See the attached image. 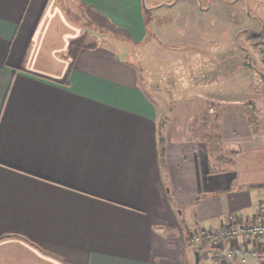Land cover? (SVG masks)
I'll return each mask as SVG.
<instances>
[{"label":"crops","instance_id":"crops-1","mask_svg":"<svg viewBox=\"0 0 264 264\" xmlns=\"http://www.w3.org/2000/svg\"><path fill=\"white\" fill-rule=\"evenodd\" d=\"M182 3L166 22L193 37L203 17ZM154 16L144 0H0V264H220L180 240V222L193 235L264 214L251 79L231 94L248 66L190 50L193 78L172 76L182 66L152 60L168 48ZM95 29L104 42L69 53ZM114 32L142 46L143 64Z\"/></svg>","mask_w":264,"mask_h":264},{"label":"rangeland","instance_id":"rangeland-1","mask_svg":"<svg viewBox=\"0 0 264 264\" xmlns=\"http://www.w3.org/2000/svg\"><path fill=\"white\" fill-rule=\"evenodd\" d=\"M172 1L175 0H144V5L149 6V8L155 6L153 8V12L156 14L154 16L155 22L152 23L151 17L149 23L153 25L154 30L159 33L160 37L168 43L167 49L164 48L159 52L156 51L155 54L152 53V60H155V63L158 62L157 65L167 63L175 68L182 66L181 69L177 70L179 74L173 73L172 76L187 78L188 80L193 78L191 75L193 72L196 73V70L188 69L193 66L190 65L192 59L190 50H198L201 53L198 58L205 57V62L210 64L220 62L222 65H226L228 63L238 64L239 62H244L248 66V71H250L248 72L249 75L242 76L239 74V70L237 71L236 80L238 85L236 92L234 91L231 94L240 97L244 92L242 87L245 89L249 88V86H241L242 82L240 80L250 78L252 87L246 93L244 92L245 95L247 94V98L253 100V105L249 106V119L256 127L264 126V66L250 50L246 41L253 32H258L261 29L262 21L264 20V0H198V6H196L197 0H183L182 7L187 9L190 15H197L199 19L200 16L203 17L204 29L200 28L199 24L201 22H196L198 34L193 37H191V28L182 29L176 23L166 22V18L172 14L173 17L180 14V6H176L174 10H170L167 6ZM200 8H203L204 11L201 12ZM71 12L72 18L77 23L83 24L85 30H89L87 20L82 15L75 12H72V14ZM95 27L97 28V26ZM114 33L120 39V41L115 42V45L118 49H123V56L132 57L139 64H143L146 60V55L141 53L142 46L135 43L136 48H134V42L131 43L130 40L124 39L120 33ZM86 40L88 43L95 40L100 43L105 41L96 29L88 33ZM223 47L227 49L226 54H219L218 48L222 52ZM224 67L228 69L226 66ZM223 72H228V70H223ZM202 73L205 77L213 76V71L208 70L207 66ZM197 74L199 78L203 76H201L199 71H197ZM179 107V112L187 107H189V111H192L191 109L197 110L200 108V102H186ZM174 216L176 221H178L179 216L177 213H174ZM179 237L182 242L186 241L184 231L180 232ZM185 244L187 243L185 242ZM191 258L193 257L189 254V264L191 263Z\"/></svg>","mask_w":264,"mask_h":264},{"label":"built area","instance_id":"built-area-1","mask_svg":"<svg viewBox=\"0 0 264 264\" xmlns=\"http://www.w3.org/2000/svg\"><path fill=\"white\" fill-rule=\"evenodd\" d=\"M191 243L204 245L220 264H264V214L240 221L231 213L220 228L191 235Z\"/></svg>","mask_w":264,"mask_h":264},{"label":"trees","instance_id":"trees-1","mask_svg":"<svg viewBox=\"0 0 264 264\" xmlns=\"http://www.w3.org/2000/svg\"><path fill=\"white\" fill-rule=\"evenodd\" d=\"M154 7L155 6H152V8ZM246 41L250 50L259 58L260 63L264 66V20L262 21L261 29L258 32H253V34H251ZM96 46L97 42L87 43L86 37L82 35L70 43L69 53L76 55L77 52L83 47L94 48ZM161 140L164 141L163 137L161 138ZM180 223L185 233L187 245H191V230L187 227L184 221H181ZM203 246L204 245H200L197 247L198 253L201 252Z\"/></svg>","mask_w":264,"mask_h":264}]
</instances>
